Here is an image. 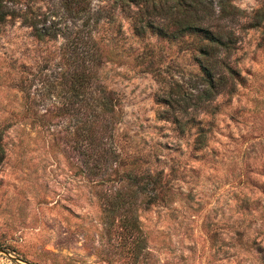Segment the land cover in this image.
<instances>
[{"label":"rangeland","instance_id":"374dc122","mask_svg":"<svg viewBox=\"0 0 264 264\" xmlns=\"http://www.w3.org/2000/svg\"><path fill=\"white\" fill-rule=\"evenodd\" d=\"M208 1L216 10L223 4L241 10L227 20L238 34L228 59L241 78L213 101L214 112L205 105L194 110L201 70L186 43L139 37L122 14L111 22L115 29L121 21L122 30L101 75L121 101L118 143L125 161L147 156L148 162L138 160L137 172L146 166L176 170L168 174L166 198L146 204L140 188L131 186L139 192L136 227L125 221L129 211L104 202L105 195L126 190V165L119 174L113 162L97 174L85 168L76 118L62 110L68 101L63 76L75 55L66 32L79 27V18L66 12L63 0H6L0 264H264V34L247 25L264 0ZM32 19L57 35L38 37ZM145 43L152 49L147 53ZM176 115L186 120L184 131ZM198 121L212 122L202 149L192 145Z\"/></svg>","mask_w":264,"mask_h":264},{"label":"trees","instance_id":"16d2710c","mask_svg":"<svg viewBox=\"0 0 264 264\" xmlns=\"http://www.w3.org/2000/svg\"><path fill=\"white\" fill-rule=\"evenodd\" d=\"M63 4L66 12L80 21L77 29L66 32L75 55L68 58L71 70L63 76L64 96L68 101L62 110L76 118L77 145L85 168L97 174L105 172L113 162V169L119 174V167L126 165L121 169L128 180V184L123 186L126 190L105 195L104 202L113 211L121 207L129 211L131 216L125 221L137 227V218L132 211L139 192L131 186L136 184L140 188L146 204L157 198H166L168 196L163 192L169 187L171 177L168 174L172 172L176 175V170L171 166L170 172L165 173L163 167L152 169L146 166L142 172H137L138 160L142 158L148 162L147 156H135L125 161L126 156L118 143L121 101L101 75V65L106 58L113 56L111 46L117 45V34L122 30L121 21L115 29L111 27V22L116 15L122 14L130 18V29L139 37L153 35L186 43L201 70L200 80L194 84V110L205 105L210 112H214L216 105L213 101L222 93H231L241 78L239 67L228 59L238 34L233 25L227 23V20H236L240 9L223 4L216 10L208 0H108L97 7L91 5V0H63ZM8 13L6 0H0V26ZM248 17L247 25L260 27L264 34V7L256 8ZM30 22L38 37L57 35L50 25L39 27L35 19ZM100 22L101 26L108 24L100 30ZM71 33L74 34L70 37ZM143 46L145 51L142 52L152 50L147 43ZM145 62L151 65L153 60L149 58ZM183 108L185 111L186 107ZM174 118L177 128L184 131L186 120L178 115ZM199 122L195 125L192 141L194 149L206 147L212 130L211 121L208 125ZM4 153L0 134V160Z\"/></svg>","mask_w":264,"mask_h":264},{"label":"water","instance_id":"95a60500","mask_svg":"<svg viewBox=\"0 0 264 264\" xmlns=\"http://www.w3.org/2000/svg\"><path fill=\"white\" fill-rule=\"evenodd\" d=\"M32 264V263H31Z\"/></svg>","mask_w":264,"mask_h":264}]
</instances>
